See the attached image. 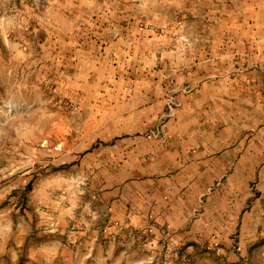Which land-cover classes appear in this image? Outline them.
<instances>
[{"label": "rangeland", "instance_id": "rangeland-1", "mask_svg": "<svg viewBox=\"0 0 264 264\" xmlns=\"http://www.w3.org/2000/svg\"><path fill=\"white\" fill-rule=\"evenodd\" d=\"M23 4L0 20L2 264H264V0ZM139 180L173 188L168 220L74 250L73 214Z\"/></svg>", "mask_w": 264, "mask_h": 264}, {"label": "crops", "instance_id": "crops-1", "mask_svg": "<svg viewBox=\"0 0 264 264\" xmlns=\"http://www.w3.org/2000/svg\"><path fill=\"white\" fill-rule=\"evenodd\" d=\"M24 1L0 0V20H8L14 18L16 13L28 11V9L23 8L28 6L23 4ZM15 2H20L23 6L20 7L23 10L15 8ZM39 46L40 50L44 53V66L45 64L55 65L56 55L52 59L48 53L51 49L46 44H40ZM47 60L49 62L45 63ZM139 181L138 184L140 187L134 186L135 188L132 190V192L134 191L132 194L135 195L133 199L137 203L136 205L134 203V205L130 204V207H128L129 202H124L125 200L121 195L112 198L111 195H115L116 193L112 194V192L104 190L102 196L94 195L95 201H92V204H87L82 209L79 208V214H73L71 234L74 236V239L69 243L74 250L80 251L81 249L87 248L88 251H91L95 246L99 247L100 245L106 244V236H108L111 230L116 229V227L126 225L135 229H148L153 227L152 223H156L155 225L157 226L158 224H162L163 221L168 220L165 217H168L170 212L172 214L174 209L170 207V201L163 195L167 196L166 193L170 192L174 195L173 188L169 192H166V189L163 188H150L149 182H144L146 180ZM54 189L52 182L46 179L35 184L33 194L41 192V194L50 196L52 192H55ZM161 196L163 197L161 198ZM55 198L57 199V197ZM175 202L180 203V198L175 200ZM154 204L156 205L154 206ZM58 207L53 210V213L49 214L53 215L54 228L52 230L55 232L62 229L64 222V217L60 210L62 208ZM42 247L44 248V246ZM12 253H10V257L14 260L15 252ZM89 254L87 252L85 257ZM56 257L57 253L54 254V260ZM3 261L1 259L0 264Z\"/></svg>", "mask_w": 264, "mask_h": 264}]
</instances>
